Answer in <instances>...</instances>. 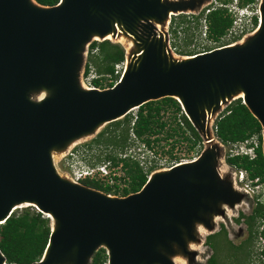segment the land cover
I'll return each mask as SVG.
<instances>
[{
	"label": "water",
	"instance_id": "1",
	"mask_svg": "<svg viewBox=\"0 0 264 264\" xmlns=\"http://www.w3.org/2000/svg\"><path fill=\"white\" fill-rule=\"evenodd\" d=\"M210 2L59 0L43 6L0 0V225L16 209L30 207L27 202L56 222L48 217V243L31 264H91L101 247L107 264H175L174 254L199 264L187 242L205 243L217 219L240 204L243 194L217 173L224 144L212 124L243 91L242 102L262 128L264 157V0L256 25L262 28L245 46L240 40L255 28L232 43L178 58L168 38L156 33L172 15L199 14ZM109 32L114 38H103ZM121 34L133 41L130 55L118 41ZM103 40L124 48L123 71L111 87L86 90L80 74L85 45ZM166 96L180 104L207 144L196 161L151 176L159 168L153 169L138 191L122 197L59 175L54 156L64 151L52 157L51 147ZM197 223L208 231L200 238Z\"/></svg>",
	"mask_w": 264,
	"mask_h": 264
},
{
	"label": "trees",
	"instance_id": "2",
	"mask_svg": "<svg viewBox=\"0 0 264 264\" xmlns=\"http://www.w3.org/2000/svg\"><path fill=\"white\" fill-rule=\"evenodd\" d=\"M43 6L56 5L59 0H34ZM227 1V0H225ZM255 0H242V3H251ZM225 8H217L206 16L208 38L214 40L215 46H205L202 51L234 42L240 37L223 39L226 29L231 24L230 17L226 14ZM187 16L172 15L168 30L171 35L170 45L179 54L190 55L196 52L190 48V39L180 38L178 33L186 32L190 28ZM195 28L200 27V16H191ZM257 23V18L253 20ZM202 26V24H201ZM181 42H180V40ZM222 39V40H221ZM184 42V43H183ZM180 48V49H179ZM206 48V49H205ZM124 61V48L119 43L110 40L92 41L88 46L87 62L84 75H87L91 68L99 76L92 80V83L99 88L111 87L119 78V72H115V66ZM108 81V82H107ZM171 111L167 117L161 114L162 111ZM182 122V125L178 121ZM135 118V120H134ZM167 118V119H165ZM166 121H169L168 124ZM133 122V124H132ZM169 128H166L168 127ZM138 136L154 137L155 142L161 139L165 141L178 136L189 142V149L200 145L201 137L192 126L180 104L173 97H163L157 100H150L140 105L135 114L128 113L123 118L109 122L86 146L91 150L93 147L100 148L99 153L94 152L90 156L89 163L111 159L119 161L117 152L123 151L128 145L130 130ZM165 130V135L160 137ZM215 136L224 145L238 142H246L247 147H252L254 156L248 154H227L225 162L236 169H243L247 177L255 183L264 185V157L262 154V135L259 121L252 115L241 98L233 100L220 113L214 124ZM188 131L189 134L186 133ZM147 143L150 139L145 138ZM251 139H255L252 142ZM126 173L130 180L122 187L121 196L138 191L147 180V172H143L135 163L123 160ZM81 184L102 191L106 194H114L119 186L109 185L106 181L83 179ZM258 196H256L257 198ZM243 221L246 226V237L238 244L233 243L227 235L223 224L218 231L206 236L205 245L212 250V254L206 260V264H250L253 257L257 258L258 264H264V243L261 244L260 237L264 241V202L257 199L249 214L240 212L234 219L236 222ZM51 231L50 220L33 207H24L15 210L0 225V250L9 264H31L38 261L48 243ZM259 245L256 246V243ZM107 255L104 248L96 250L92 256L91 264H106Z\"/></svg>",
	"mask_w": 264,
	"mask_h": 264
},
{
	"label": "rangeland",
	"instance_id": "3",
	"mask_svg": "<svg viewBox=\"0 0 264 264\" xmlns=\"http://www.w3.org/2000/svg\"><path fill=\"white\" fill-rule=\"evenodd\" d=\"M212 2H213V0H211V2L209 4L203 6V8L206 6H209ZM258 3L259 2H257V4ZM203 8H202V10H203ZM201 11H200L198 16H201V18H203L204 15L201 13ZM176 14H178L179 16L183 14L184 16H187L186 19L190 21V22L185 23V24H190V28L188 29L186 34H184L185 32H181V33H178V36L180 38L190 39V48L191 49H195L196 51H202V50H204L203 48L205 46L217 45V44H215L213 39L208 38V34H206V32L204 31V27H203V24L201 21H200V27H198V28L194 27L193 21H191L192 20L191 16H194V15L197 16L196 14L192 13L191 11L189 13L179 12ZM167 22L160 24L156 33L158 35L163 34L164 36H166V38H168L167 45H169L170 48L172 49L171 50L172 55L180 58L182 56V54H179V52L177 50H175V48H173L170 45L171 35L169 33V30H168L169 21H167ZM201 24H202V26H201ZM180 42H181V40H180ZM85 46H86L85 48L88 47V45H85ZM125 50H126V46H125ZM128 52H131V50ZM83 53H84V55L82 57L83 58L82 62L84 64V61L87 60L88 48L84 49ZM122 70L123 69H118V71H120V73ZM82 72H83V69L81 68L80 74H81V76L83 75L82 80H83V83L85 84V77H86V75H84L85 71L83 72V74H82ZM136 111H137V108L131 110L130 112H131V114H135ZM168 112H169V115L172 113L169 110H168ZM165 119H167V118H165ZM166 122L168 124H170L169 121H166ZM212 127H213L212 130H213L214 129L213 124H212ZM166 128H169V126ZM186 133L189 134L188 131H186ZM164 135H165V130L163 132H161V134L158 136L162 137ZM213 138L215 141H218L215 136ZM91 139H89L83 143L77 144L76 146H74L72 149H70L68 151L69 153L68 152H65V153L61 152V153H58L54 156V165H55L57 171L61 175H65V176L69 175L71 173V170H72V165L81 166L82 164H85L88 162L86 160H88V158L90 156H92V154H94V152L99 153L100 148L93 147L90 150L86 146V143L89 142ZM201 141L202 142L200 143L199 146L196 145L194 148L189 149V147H188L189 142L185 141L181 138H178V136L169 138V140H167V141H165L164 139H161L159 141V144L164 142L166 144V146L171 150L166 154V156H165L166 160L164 162V165H162V167H170L179 161L188 160L185 162H189V161L196 159L199 156V154L201 153V151L203 150V148L207 145L205 143L204 139H201ZM251 141L255 142V139H251ZM246 144H247L246 142H238V143H233V144L230 143L227 145L221 144L222 148L219 149L220 150L219 167H220V170L223 171L222 179L225 181H229V182L233 181L234 185L240 190V192L243 195H241L242 199H241L240 204L237 205V208L235 210L231 209L229 211V217L224 216L223 219H221V220L217 219V227H216V230L214 232L218 231L220 228V225L223 224L226 231H227L228 238L235 244H238L239 242H241L246 237L247 232H246L245 224L242 221L235 222L234 219L239 215V212H243L245 214L250 213L252 207L255 205V201H257L256 196H258V199L260 201L264 202V185L255 183L256 185L253 186L255 180L251 181L247 177V174L243 169L238 170L232 166H229L225 162V157L229 153H231V154H244V153L248 152L249 154H252L251 149L247 148ZM75 150H79V151L83 150V155L79 154L77 157L71 156L70 153L74 152ZM119 174H122V173L119 172ZM116 182L119 185V188L117 189V191L114 194H109V195L116 196V197H122L121 196L122 195L121 189H122V187L127 185V183H126L127 181L126 182L116 181ZM20 209H21V207L18 208L17 210H20ZM257 245H259L258 242L256 243V246ZM211 254H212L211 249L207 245H205V243L203 242V244L200 246L199 251H198V256H199L198 260L200 261L199 264H206V260L208 259V257ZM183 264H185V263L183 262ZM250 264H258L257 258L253 257V260L251 261Z\"/></svg>",
	"mask_w": 264,
	"mask_h": 264
},
{
	"label": "built area",
	"instance_id": "4",
	"mask_svg": "<svg viewBox=\"0 0 264 264\" xmlns=\"http://www.w3.org/2000/svg\"><path fill=\"white\" fill-rule=\"evenodd\" d=\"M222 1L223 0H213V2L209 6L203 8L202 14L204 15L203 17H206L211 11L215 10L217 7L223 6L227 8L226 14H228V16L230 17L231 24L226 29V32L223 35L224 40L234 37H241L245 33L250 32L256 27L259 19V11L257 4L259 0H255L254 2L251 3H246L245 5H240L239 4L240 0H233L232 3H223ZM255 17L257 18L256 24H254L253 22ZM204 31L206 32L205 29ZM123 67H124V61L115 66L116 68L115 72H119V75H121L118 69H123ZM97 77L99 76L96 74L94 69L91 68L85 77V85L91 88H99L92 83V80ZM161 114H164V116L167 117L169 112L162 111ZM178 121L182 125L179 116H178ZM155 136L156 135L138 136L131 129L129 133L128 145L123 149V151H118L116 153L118 157L117 159L119 161L113 162L111 159H106L97 162L95 164H90L89 160L91 157H89L88 160H86L88 162L82 164L81 166L72 165V170L70 175L77 182H80L83 179L106 181L109 185L117 184L116 181L128 182L130 178L129 175L126 173V168L124 167L123 160H128L131 163H135L143 172H147L149 170L150 173L153 169L162 167V165H164V162L166 160L165 156L169 151H171L164 142H162L161 144H159V142H155L154 141ZM146 137L150 139L149 144L145 139ZM247 148L251 149L252 154H249L248 152L244 154H248L250 157H253L254 156L253 148L252 147H247ZM70 154L71 156L77 157L79 154L83 155V150L80 151L75 150ZM232 155H236V154H232ZM119 172H121L122 174H119ZM254 180L255 182H257V179H253V181ZM259 239L261 244L264 243L261 237ZM4 264H9V263L5 262Z\"/></svg>",
	"mask_w": 264,
	"mask_h": 264
},
{
	"label": "bare ground",
	"instance_id": "5",
	"mask_svg": "<svg viewBox=\"0 0 264 264\" xmlns=\"http://www.w3.org/2000/svg\"><path fill=\"white\" fill-rule=\"evenodd\" d=\"M170 15H171V13H170ZM260 23H261V21H260ZM261 28H262V25L261 24H259V26H257V27H255V30H253L251 33H250V35H249V37H247V36H245L244 38H243V40H240V43H239V45L240 46H245V45H247L248 43H250L251 41H252V37H254V36H256V34L258 33V32H260L259 30H261ZM120 33V32H119ZM92 36H93V38L94 39H98L99 38V36H98V33L97 32H94V33H92ZM116 37H119V34L116 36ZM103 38H105V39H112V38H114V33L113 32H109L108 34H106V35H104V37ZM118 41L119 42H121V43H123V45L124 46H126V50H128V51H130V49L132 48L133 49V41L129 38V37H126V36H124L123 34H121L120 35V38L118 39ZM127 51V52H128ZM128 55H130V52H128ZM187 57H188V55H187ZM186 56H184L182 59H186L187 58ZM123 71V70H122ZM126 72V71H125ZM124 72V73H125ZM122 73V72H121ZM87 89L86 90H90V89H92L91 87H89V86H85ZM49 93H50V90L49 89H44V92H43V95L42 96H47V95H49ZM244 95V93H243V91H239V92H237V95L236 96H234V97H239V98H242V96ZM135 108V107H134ZM134 108H132V110L134 109ZM209 121H212V119H210L209 118ZM104 125V123H101V124H99V125H97L92 131H88V132H86V133H82L81 135H78V136H75V137H72V138H70V139H68L67 141H65L64 143H63V145L62 146H53V147H51L50 148V150H49V152H50V154H51V156L53 157L58 151H68L69 149H71L72 147H74V146H76L77 144H80V143H83V142H85V141H87V140H89L90 138H91V136H92V134H94L95 132H97L102 126ZM212 140V139H211ZM207 142H210V140H208ZM198 158H196V159H194V160H192V161H189V163L190 162H194V161H196ZM185 161H188V160H185ZM185 161H179V162H177V163H180V164H182V163H185ZM176 163V164H177ZM187 163V162H186ZM171 167V166H170ZM169 169V167H165V168H159L158 170H156L151 176H153L154 174H156V173H160V172H166L167 170ZM217 173H218V175H222V173H223V171L222 170H220L219 168H217ZM62 178H64V179H67V180H70L69 178H67L65 175H61V174H59ZM31 204H33V203H23V205H26V206H31ZM22 205V206H23ZM19 206H21V205H19ZM19 206H16V207H19ZM223 209H225V210H229L226 206H224V205H222L221 206ZM34 208V207H33ZM46 216V215H45ZM48 217H51L52 219H53V226H55L56 225V222H55V219L53 218V216L51 215V214H48ZM208 233V231L201 225V224H196V227H195V234H196V236L197 237H199L200 238V236L202 237V236H204V235H206ZM187 246H188V249L189 250H194V251H199V248H200V246H201V244L198 242V241H196V242H193V241H188L187 242ZM169 258L175 263V264H183V262L186 264V258L182 255V254H174V255H170L169 256Z\"/></svg>",
	"mask_w": 264,
	"mask_h": 264
},
{
	"label": "clouds",
	"instance_id": "6",
	"mask_svg": "<svg viewBox=\"0 0 264 264\" xmlns=\"http://www.w3.org/2000/svg\"><path fill=\"white\" fill-rule=\"evenodd\" d=\"M223 3H232L233 2V0H227V1H225V0H223L222 1ZM239 4L240 5H245L244 3H242V0H240L239 1ZM217 8H225L226 10H225V12H227V8L226 7H223V6H220V7H217ZM216 8V9H217ZM202 10V9H201ZM200 13V12H199ZM201 13H202V11H201ZM197 16L199 15V14H196ZM228 15V14H227ZM200 21L202 22V24H203V27L204 26H206V27H204V29L206 30V32H207V34H208V31H207V21H206V17H203V18H201V16H200ZM203 21H205V22H203ZM204 23H206V24H204ZM242 37V36H241ZM240 37V38H241ZM232 43V42H231ZM223 46V45H222ZM214 48H216V47H214ZM211 49H213V48H211ZM120 76V75H119ZM117 81V80H116ZM182 110V109H181ZM183 112V111H182ZM129 113H131V112H129ZM134 120H135V118H134ZM247 147V146H246Z\"/></svg>",
	"mask_w": 264,
	"mask_h": 264
},
{
	"label": "flooded vegetation",
	"instance_id": "7",
	"mask_svg": "<svg viewBox=\"0 0 264 264\" xmlns=\"http://www.w3.org/2000/svg\"><path fill=\"white\" fill-rule=\"evenodd\" d=\"M239 213H240V212H239ZM237 217H238V216H237ZM237 217H236V218H237ZM241 221H242V220H241ZM235 222H236V221H235ZM242 222H243V221H242ZM243 223H244V222H243Z\"/></svg>",
	"mask_w": 264,
	"mask_h": 264
}]
</instances>
